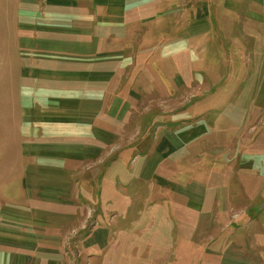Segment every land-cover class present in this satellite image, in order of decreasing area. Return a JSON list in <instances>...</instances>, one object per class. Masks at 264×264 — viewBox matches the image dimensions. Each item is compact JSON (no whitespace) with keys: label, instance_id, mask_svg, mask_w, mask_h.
<instances>
[{"label":"crops","instance_id":"1","mask_svg":"<svg viewBox=\"0 0 264 264\" xmlns=\"http://www.w3.org/2000/svg\"><path fill=\"white\" fill-rule=\"evenodd\" d=\"M15 1L19 31L29 45L28 102L13 133L22 144L26 192L25 204L0 208V264H116L109 229L99 221L96 228L80 224L84 192L95 188L108 160L102 155L121 136L140 138L119 150L135 145L174 158L190 153L186 148L179 155L176 137L185 139V148L192 143L188 138L211 130L203 118L198 126L166 128L158 136L148 132L141 114V105L155 95L173 103L185 94L180 96L181 87L191 93L201 84L191 75L190 39L205 34L208 12L200 0ZM253 2L246 6L264 7V0ZM25 7L26 13L20 10ZM238 103L225 116L242 128L251 112L246 102ZM179 110L166 111L168 123L180 120ZM263 123L264 114L238 147L223 144L227 167L181 190L188 214L203 219L194 225L193 244L202 237L212 245L202 264L215 257L210 264H264ZM94 169L97 177L91 176ZM226 178L247 184V191L226 192L228 185L221 192Z\"/></svg>","mask_w":264,"mask_h":264},{"label":"rangeland","instance_id":"2","mask_svg":"<svg viewBox=\"0 0 264 264\" xmlns=\"http://www.w3.org/2000/svg\"><path fill=\"white\" fill-rule=\"evenodd\" d=\"M200 1L208 12L209 24L205 34L190 39L193 54L190 70L195 83L204 82L209 87L196 85V91L191 93L181 87L180 96L184 91L185 94L173 103L155 95L157 99L151 98L141 105V114L142 119L147 120L148 132L155 135H160L166 128H181L184 124L198 126V121L203 118H207L204 121L211 130L194 136L191 141L188 138L187 141L192 143L185 148V139L176 137V144L182 148L179 155L186 152V148L190 153L174 158L135 145L119 150L140 138L121 136L117 146H111L102 155L108 160L99 168V179L92 185L95 188L87 189L90 190L89 197L84 192L85 198H82L87 205L80 224L96 228L99 221L109 229L112 251L117 247L116 264L204 263L208 258L205 251L212 249V245L206 246L207 240L202 237L197 245L193 244L194 225L203 223V219L188 214L187 198L181 190L195 181L207 182L211 170L218 172L221 167H227L222 157L226 149L223 144L236 148L244 143L245 135L252 133L256 118L264 114L262 3L257 0L260 4L252 9L253 6L246 4L253 5V0ZM20 10L26 13L28 8ZM19 24L17 2L0 0V208L12 207V203L25 204L22 174L25 161L20 153L22 144H18V138L13 135L17 133L18 115L21 117L24 104L28 102V90L24 86L28 36L21 34ZM163 60L161 57V64ZM206 90L211 93L206 94ZM195 96V102L186 108ZM207 99L212 106L207 105ZM234 101L238 104L246 102L245 106L252 113L242 128L234 119L225 116ZM176 108H180V120L168 123L166 118L170 114L166 111ZM198 110L201 113H196ZM88 163L91 168L97 164ZM99 172L94 169L91 176L97 177ZM243 177L248 179V176ZM226 179L221 192L228 185L232 190L226 189V192L238 189L242 195L247 191V184L237 182L236 178L228 183ZM31 190H34L32 185ZM237 200L240 202L241 198ZM218 259L212 258L207 264Z\"/></svg>","mask_w":264,"mask_h":264}]
</instances>
